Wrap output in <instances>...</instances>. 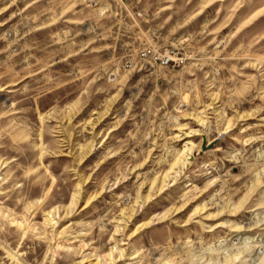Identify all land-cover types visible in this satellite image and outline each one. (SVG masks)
I'll list each match as a JSON object with an SVG mask.
<instances>
[{
	"label": "rangeland",
	"instance_id": "1",
	"mask_svg": "<svg viewBox=\"0 0 264 264\" xmlns=\"http://www.w3.org/2000/svg\"><path fill=\"white\" fill-rule=\"evenodd\" d=\"M0 264H264V0H0Z\"/></svg>",
	"mask_w": 264,
	"mask_h": 264
},
{
	"label": "built area",
	"instance_id": "2",
	"mask_svg": "<svg viewBox=\"0 0 264 264\" xmlns=\"http://www.w3.org/2000/svg\"><path fill=\"white\" fill-rule=\"evenodd\" d=\"M179 53L176 47H168L162 50L155 45H148L140 51V56L142 59H149L155 63L170 65L180 59Z\"/></svg>",
	"mask_w": 264,
	"mask_h": 264
}]
</instances>
